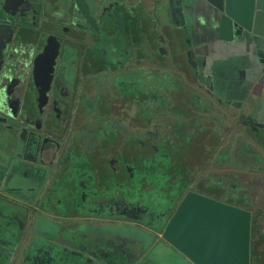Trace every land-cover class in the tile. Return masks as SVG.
<instances>
[{"label":"flooded vegetation","instance_id":"obj_1","mask_svg":"<svg viewBox=\"0 0 264 264\" xmlns=\"http://www.w3.org/2000/svg\"><path fill=\"white\" fill-rule=\"evenodd\" d=\"M166 2L0 0L1 70H11L0 78V264H135L131 242L100 233L92 221L107 202L114 213L119 203L151 213L141 203H152L158 190L138 204L128 187L142 177L144 185L163 184L164 168L147 173L157 138L161 152L176 145L177 163L191 158L187 170L211 169L193 175L186 191L250 212L249 262L264 264V160L256 158L264 121L256 88L249 111L195 88L201 77L190 71L202 49L193 45L191 25H177L175 3L169 12ZM136 11L151 21L156 46L131 40ZM171 80L179 91L167 87ZM241 161L249 173L236 169ZM221 168L236 173L214 171Z\"/></svg>","mask_w":264,"mask_h":264},{"label":"water","instance_id":"obj_2","mask_svg":"<svg viewBox=\"0 0 264 264\" xmlns=\"http://www.w3.org/2000/svg\"><path fill=\"white\" fill-rule=\"evenodd\" d=\"M165 1L168 9L171 2L178 4V16L189 29L183 7L191 1ZM203 1L211 8L213 39L224 43L250 39L257 56L264 57V0ZM253 85V94L259 99V119L264 121V71ZM250 219L246 209L188 190L160 236L191 264H250Z\"/></svg>","mask_w":264,"mask_h":264},{"label":"rangeland","instance_id":"obj_3","mask_svg":"<svg viewBox=\"0 0 264 264\" xmlns=\"http://www.w3.org/2000/svg\"><path fill=\"white\" fill-rule=\"evenodd\" d=\"M200 74L201 72L199 71V75ZM158 83L152 89L156 93L158 92V89L161 88V86H159ZM207 84L208 83L206 81L204 82L202 78H200L199 89H202L203 91H208V93L209 92L213 93L212 95L214 96L213 99H215V103L220 104V101L216 99V95H218L219 93L222 95L221 92L223 91L214 88L215 91L213 92L210 89L209 85ZM167 87L170 90L179 91V85L177 84L176 80H171V83L167 84ZM209 98L212 99L211 96H209ZM200 105L201 108L202 107L204 108V105L202 103H200ZM232 124L234 126V123ZM180 129L183 130V127ZM195 135L197 137L200 136L199 139L200 138L203 139L206 134L203 133L201 135L198 134ZM214 135L217 134L215 133ZM153 142L155 148L157 147V150L153 152L156 155V157L154 160H152L150 153L147 155V158L151 159V162L148 164L147 173H151L152 176H156L162 173L161 168H164L163 173H166L165 166L167 165V162L164 160V157H167L169 153L171 154V155L169 154L170 155L169 158H171L172 156V158L174 157V160H177L175 154L172 153V149H171L173 148L174 150L176 145L171 144L169 145L170 147L169 151L161 152L162 146L159 139L157 138V140L155 139L153 140ZM184 150H186V147L184 148ZM184 150L180 153V155L182 153L188 155L187 152H185ZM181 158H184V156L182 155ZM190 159H187V157L184 159V161H186L187 163L189 162V167L191 166V161H192V160L190 161ZM241 163L242 165L240 163L239 164L237 163V166H235L236 169L241 170L242 168L243 170L249 173V170L247 168L249 166V163L247 162L244 163L242 161ZM194 166H196V167H192V169H194L193 172L194 176L195 175L201 176L202 173L211 171V169L209 170V167L201 171L202 165L199 164L198 165L194 164ZM250 167L251 166H249V168ZM167 168H169V170L171 169L169 166H167ZM229 169L230 168H221L219 170H214V171L221 174L225 173L226 175L236 173L235 170L233 169L229 170ZM142 179L144 178L142 177L140 179H137L136 182L139 183L141 182ZM143 183L144 181L141 182L142 185H144ZM188 184L187 182L186 183L184 182V184H182V186L180 187L178 186V188L177 185L171 186L165 184L163 186L160 187L158 186L156 188H153V190L155 191L158 190V191L154 194L155 196L152 195L153 196L152 200H150L151 197L149 198V200L152 201V203L150 202L146 204L144 203L143 199H141L140 197L135 198L136 200L133 203L140 204L142 200L143 203L141 204L145 205L142 206L143 208L145 207L153 208V210L149 209L151 213L147 214L146 212H143L142 210L144 209L140 210L137 208L136 209L127 208L128 205L122 203H119V205H117V208L115 209V213H114L113 208L111 207L112 204L107 202L105 203L106 207L104 208L103 211L105 212L104 215L103 216L100 215V217H94L92 222H94L96 228L98 227L100 233L102 234L106 233V235L115 237L117 238V240L122 239L124 241L131 242V245H133L136 249L134 251L135 264H191L179 252L174 250L166 242L162 241L160 236L164 224L167 221L168 214L172 212L171 211L169 213V210L172 207L174 208V206L179 202L184 192L188 189L189 187ZM113 190H117V187L113 188ZM179 193L180 195H178ZM171 196L173 197V199H171ZM138 207L140 208V206ZM66 222L70 223L71 220H66Z\"/></svg>","mask_w":264,"mask_h":264},{"label":"crops","instance_id":"obj_4","mask_svg":"<svg viewBox=\"0 0 264 264\" xmlns=\"http://www.w3.org/2000/svg\"><path fill=\"white\" fill-rule=\"evenodd\" d=\"M190 1L189 6L183 7V11L190 12L189 18L187 17V12L184 13L188 25H191L193 30V32H190L193 38V45L196 46V49H202V51H198L193 56L197 64V70L190 71L191 76L195 75L194 77H198L197 74L200 71V77L204 82L208 83L207 85L213 92L215 91L214 88H219L218 90L223 91L221 92L223 96L219 93L217 97L225 101L235 102L239 106L243 105L249 111V105L254 101L253 98H256L252 95L251 86L264 71V57L257 56L253 44L250 46L242 38L236 42L229 43L213 39L211 8L203 0ZM175 6L179 10L177 3ZM133 14L132 20L134 22H131L133 28L131 40L136 42L152 40L153 47L156 46V41L154 42L155 33H152V35L147 28L151 21H149L146 13L136 11ZM177 25L182 27L185 24L181 22ZM187 36H183L184 40ZM3 64L4 59L0 56V78L3 73L11 71L6 68L3 72L1 70ZM192 83L196 86L195 88H198L199 79L197 78ZM258 153L260 156L257 155L256 158L264 160V149H260ZM255 163H258V161L256 160Z\"/></svg>","mask_w":264,"mask_h":264},{"label":"trees","instance_id":"obj_5","mask_svg":"<svg viewBox=\"0 0 264 264\" xmlns=\"http://www.w3.org/2000/svg\"><path fill=\"white\" fill-rule=\"evenodd\" d=\"M203 153H204L203 151L201 153H197V163H201L202 161H204L205 156ZM152 154H154V153H150L152 160H154L156 155L155 154L152 155ZM170 155H168L167 157H164V160L167 162V165L165 166V169H166L165 172L166 173L164 174L163 184H160V186H163L164 184L165 185H171V186L177 185V188H178V186L179 187L182 186V184H184V182L185 183L187 182V184H188L191 181L192 176L194 175L193 174L194 170H187L186 168H188V165H187L186 161L180 160V161H178L180 163L179 164L174 160V157L172 158V156H171V158H169ZM186 157H188V156H186ZM150 162L151 161H148V164ZM167 166H169L171 169L169 170V168H167ZM129 188L131 189L130 194H132L136 198L140 197L141 199H147L149 194L152 193L153 188H156V186H153V187H150L147 185L145 186V185H142L141 182L137 183L135 181V184L132 185L131 187L129 186L128 189ZM178 195H180V193ZM101 196L106 197L104 192ZM162 196H164V195H162ZM171 199H173L172 196H171ZM172 210H173V207L169 210V213Z\"/></svg>","mask_w":264,"mask_h":264}]
</instances>
